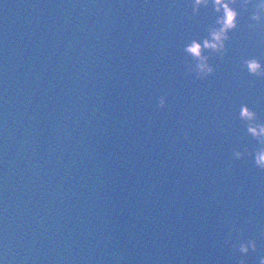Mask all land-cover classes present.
Segmentation results:
<instances>
[{
    "label": "water",
    "instance_id": "1",
    "mask_svg": "<svg viewBox=\"0 0 264 264\" xmlns=\"http://www.w3.org/2000/svg\"><path fill=\"white\" fill-rule=\"evenodd\" d=\"M193 0H0V264H238L264 255V27L240 12L215 72ZM205 55H210L207 50ZM163 96L166 106L158 107ZM185 133L188 138L185 139Z\"/></svg>",
    "mask_w": 264,
    "mask_h": 264
},
{
    "label": "clouds",
    "instance_id": "2",
    "mask_svg": "<svg viewBox=\"0 0 264 264\" xmlns=\"http://www.w3.org/2000/svg\"><path fill=\"white\" fill-rule=\"evenodd\" d=\"M238 3L245 10L248 9L249 5L254 8L250 20L255 23L248 25L250 29L264 27V0H193V15H199L200 9L209 5L217 14L215 24L208 29V38L203 39V43L194 39L184 48V52L195 61V67L188 64L187 69L189 73H194L197 79H205L215 72V68L209 63L211 55H219L223 59L227 52L226 42L230 39L229 33L236 30L239 23L240 12L235 7ZM206 50L210 55L204 54ZM242 66L247 69L250 75L264 79V64L259 59H245ZM165 106L166 100L161 96L158 107L163 109ZM239 119L246 125L248 135L257 141L259 147L254 153L249 152L247 148L243 151H234L233 156L237 160H242L246 156H253L255 166L264 172V122H258V114L247 105H241ZM187 138L188 134L185 133V139ZM225 243L231 244L234 250L240 253L241 258L238 264H246L243 257L247 256L250 251H257V243L253 239H241L238 244H235L229 237ZM259 264H264V255L260 257Z\"/></svg>",
    "mask_w": 264,
    "mask_h": 264
}]
</instances>
